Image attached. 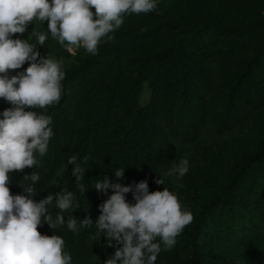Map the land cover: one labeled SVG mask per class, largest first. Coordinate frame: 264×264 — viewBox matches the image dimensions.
I'll return each mask as SVG.
<instances>
[{"label": "trees", "instance_id": "trees-1", "mask_svg": "<svg viewBox=\"0 0 264 264\" xmlns=\"http://www.w3.org/2000/svg\"><path fill=\"white\" fill-rule=\"evenodd\" d=\"M149 13H124L119 29L101 39L97 54L66 50L52 37L48 22L34 19L12 39L37 44L41 56L65 73L61 98L46 109L53 136L38 165L9 173L11 194L33 185L39 202L61 188L74 204L56 224L55 202L48 206L54 227L41 235L64 240L70 264H105L116 251L96 226L99 206L112 194L98 193L96 179L133 187L147 181L149 192L167 188L193 220L155 264H264V0H156ZM91 11L95 13V9ZM10 70L8 75L24 72ZM146 90L147 101L140 103ZM12 105L0 98V119ZM75 155L85 176L79 191L67 158ZM87 157V161H85ZM188 172L168 175L182 160ZM124 169L118 179L114 169ZM25 175H29L27 179ZM163 180L157 185L155 180ZM135 203L132 193L126 194ZM78 231L67 227L69 214ZM154 242H160L157 237Z\"/></svg>", "mask_w": 264, "mask_h": 264}, {"label": "clouds", "instance_id": "clouds-1", "mask_svg": "<svg viewBox=\"0 0 264 264\" xmlns=\"http://www.w3.org/2000/svg\"><path fill=\"white\" fill-rule=\"evenodd\" d=\"M157 7L156 0H0V98L12 107L5 109L0 119V264H70L71 256L63 252L64 240L57 235H41L38 227L43 222L52 229L55 225L48 206L55 202L56 224H65L64 215L74 204V194L61 188L36 202L35 183L40 176L31 173L32 186L24 188L25 194L13 196L8 187L9 173H22L25 168L38 165L37 153L44 156L53 136L49 125L52 119L37 111L57 104L61 98V81L65 73L60 63L41 56L37 45L43 46L46 35L39 34L37 44L23 39H12L23 34L34 19L48 22V29L61 45L67 42L66 50L75 54L74 48L83 47L88 53L97 54L101 39L113 40L109 33L124 23V13H149ZM95 9V13L91 9ZM30 66L24 72L9 77L10 70ZM87 161V157H85ZM72 167L79 191L88 189L79 181L84 178V169L75 155L67 158ZM188 161L182 160L178 168L168 175L182 178L188 172ZM118 179L124 178V169H114ZM29 175H25L27 179ZM157 185L164 184L160 178ZM95 190L110 197L99 206L100 215L93 222L90 216L80 220V228L96 226L107 237L108 247L116 251L105 264H155L164 248L171 249L177 236L193 220L189 211L181 208L178 198L167 188L149 192L147 181L134 187L112 182L107 176L96 179ZM132 193L135 203L126 200ZM68 229L78 231L77 219L69 214ZM160 242H154L156 238ZM116 242V245L113 244Z\"/></svg>", "mask_w": 264, "mask_h": 264}, {"label": "rangeland", "instance_id": "rangeland-1", "mask_svg": "<svg viewBox=\"0 0 264 264\" xmlns=\"http://www.w3.org/2000/svg\"><path fill=\"white\" fill-rule=\"evenodd\" d=\"M148 92L146 90H143V92L140 95V103L144 104L147 101Z\"/></svg>", "mask_w": 264, "mask_h": 264}]
</instances>
